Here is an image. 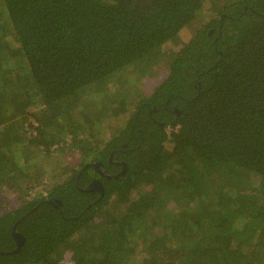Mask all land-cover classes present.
Returning <instances> with one entry per match:
<instances>
[{"label": "trees", "instance_id": "trees-1", "mask_svg": "<svg viewBox=\"0 0 264 264\" xmlns=\"http://www.w3.org/2000/svg\"><path fill=\"white\" fill-rule=\"evenodd\" d=\"M0 252L264 264V0H0Z\"/></svg>", "mask_w": 264, "mask_h": 264}, {"label": "rangeland", "instance_id": "rangeland-1", "mask_svg": "<svg viewBox=\"0 0 264 264\" xmlns=\"http://www.w3.org/2000/svg\"><path fill=\"white\" fill-rule=\"evenodd\" d=\"M165 70V69H164ZM162 72V75L157 77V78H147L144 79L142 82V92L145 94H149L155 86H157L161 81L164 79L166 76V73ZM2 94L7 97V95H12L10 92L6 93L4 91H1ZM111 126L115 124V122L110 123ZM46 161V160H45ZM80 161V158L76 154V152H73L71 150H63V151H58L53 153L48 159H47V165L44 169H46L45 178L43 179L42 183H49L52 184L54 181H61L63 177V168L67 166V168H73L76 166ZM5 195L11 198H14L13 194L8 191L7 189L5 190ZM13 207L15 208L18 203H12ZM133 237H135V240L131 241L132 243H139L138 235L135 234ZM141 259H137L136 264H140Z\"/></svg>", "mask_w": 264, "mask_h": 264}, {"label": "flooded vegetation", "instance_id": "flooded-vegetation-1", "mask_svg": "<svg viewBox=\"0 0 264 264\" xmlns=\"http://www.w3.org/2000/svg\"><path fill=\"white\" fill-rule=\"evenodd\" d=\"M100 165V164H99ZM123 166V165H122ZM100 167V166H99ZM96 171L98 173H100L102 176L104 177H107L102 171L100 172V170H98V167H96ZM109 178V177H108ZM97 190L99 192H102L103 191V184H102V181L97 177V178H93L90 183H89V190L88 191H91V190ZM55 206H58L57 203L54 204ZM16 235L18 236L19 234L16 233ZM17 238V239H16ZM13 239L15 241L16 244H18L17 242H19V237H14L13 235Z\"/></svg>", "mask_w": 264, "mask_h": 264}, {"label": "water", "instance_id": "water-1", "mask_svg": "<svg viewBox=\"0 0 264 264\" xmlns=\"http://www.w3.org/2000/svg\"><path fill=\"white\" fill-rule=\"evenodd\" d=\"M108 177L110 178V176H108ZM52 202L53 203H57V202H54V201H52ZM13 235H14V237H19V242H17L18 244H16L17 245V249L15 250V251H17L20 248V246L23 244L24 238L20 234L18 236L16 235L15 228H14V231H13ZM0 254H2V253L0 252Z\"/></svg>", "mask_w": 264, "mask_h": 264}]
</instances>
